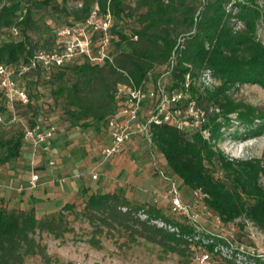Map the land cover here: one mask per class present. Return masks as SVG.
I'll return each instance as SVG.
<instances>
[{"label": "trees", "instance_id": "16d2710c", "mask_svg": "<svg viewBox=\"0 0 264 264\" xmlns=\"http://www.w3.org/2000/svg\"><path fill=\"white\" fill-rule=\"evenodd\" d=\"M75 1L77 4L71 8L66 6V0L40 1L70 17L50 28L42 18L35 17L36 1L0 0V61L9 67L28 62L39 49L54 47L55 28L84 21L95 3L100 12L108 8L112 15L111 62L91 63L79 55L53 66L48 74L37 67L20 77L29 101L15 105L30 110L28 125L39 117L23 81L27 76L35 82L44 81L54 100L61 98L62 113L70 124L88 127L93 123L105 126L116 109L114 92L119 83L132 81L144 85L168 72L169 86L175 89L183 87L186 74L194 69H208L219 81L214 90L204 91L191 85L188 91L198 105L207 108L214 102L221 108L224 121L219 122L215 116L205 125L210 126L211 136L214 139L221 136V127L229 124L226 115L232 112L247 126L256 119L260 121L259 127L248 135L264 130V111L257 113L227 93L230 86L240 82L264 86V45L254 38L259 17L255 0ZM236 22L241 27L235 29ZM12 26L17 27L16 35L10 32ZM99 36L98 32L92 35L94 49ZM0 110L6 118L2 104ZM150 136L152 145L164 155L171 175L180 178L187 189H203L209 195V207L223 220L232 221L244 215L264 229V185L260 182L264 164L259 159H230L199 130L190 132L168 123L151 125ZM22 138L20 128L5 141L0 164L19 155ZM73 206L66 203L57 212L41 218L33 208L0 206V264H26L30 256L51 264L46 245L36 235L46 232L60 236L68 231L67 213L75 212ZM122 207L126 210H121ZM138 209L119 192H92L78 214L93 226L90 242L94 245L98 243L95 234H101L103 228L106 232L121 228L129 239L139 237L155 243L176 254L179 264H192L189 243L184 238L192 228L165 216L160 207L150 206L147 210L150 215L160 216L179 229L178 233L170 232L140 220L135 215Z\"/></svg>", "mask_w": 264, "mask_h": 264}, {"label": "rangeland", "instance_id": "374dc122", "mask_svg": "<svg viewBox=\"0 0 264 264\" xmlns=\"http://www.w3.org/2000/svg\"><path fill=\"white\" fill-rule=\"evenodd\" d=\"M34 1L35 17L42 18L50 28L70 18L45 7L40 2L42 0ZM76 4L75 0H66L68 8ZM255 6L259 10V17L256 20L254 38L264 45V0H255ZM239 27L241 23L236 22L235 29ZM186 75L188 77L185 76L184 79L188 88L194 85L198 89L212 91L219 84L208 69H194L193 73ZM169 77H160L168 91L172 89L169 86ZM23 81L30 93L32 105L36 107L35 113H38V117L42 116L46 123L55 125L56 138L50 143L52 155L25 145L26 148L21 147L17 157L0 164V206L5 204L4 207L8 209H20L19 206L25 205L21 209L33 208L35 215L41 218L57 212L66 203L74 205L75 212L67 213L68 231L60 236L46 232L36 235L46 245L51 264H179L176 254L139 237L129 239L121 228L109 232L103 228L101 234H95L98 243L94 245L90 242L94 235L93 226L78 214L90 193L119 192L128 199L131 206L139 207L135 215L140 220L150 221L156 218L158 223H165V219L147 212L150 206H157L170 219L189 224L182 216L170 213L167 208L168 201L161 196L166 181L160 174L155 173L152 156L155 158L156 168L171 175L164 155L154 145L150 146L145 136L138 135L119 154L102 161L100 150L108 144L109 137L105 126L100 123H93L88 127L70 124L62 113L61 98L54 100L50 95V87L44 81L35 82L28 76ZM227 93L234 101L253 107L257 113L264 111V86L259 83H236L229 87ZM209 106V118L216 116L222 123L224 117L219 105L213 102ZM14 108L19 120L10 124L0 123V157L5 153V141L31 121L30 110L18 103ZM8 114L5 113L6 120L9 118ZM226 116L229 124L228 127H221L220 137L214 139L211 134L201 135L212 139L214 146L230 159L252 157L264 164V130L248 135L259 127L260 121L256 119L252 125L247 126L241 123L236 112ZM50 159L53 164L49 163ZM32 170L39 175L34 187L29 182ZM91 171L99 173L97 179L91 178ZM10 182L13 183L11 188L15 191L10 190V193L20 195L22 205H8L13 198L7 200L2 189ZM260 182L264 185V175H261ZM6 200L7 203H4ZM141 209L145 216L138 214H143L139 212ZM232 221L236 223L241 239L247 246L254 248V254L261 255L258 261L264 264V229L244 215ZM247 250L251 251V248ZM26 264L44 263L39 257L30 256L27 257Z\"/></svg>", "mask_w": 264, "mask_h": 264}, {"label": "built area", "instance_id": "2783aa9c", "mask_svg": "<svg viewBox=\"0 0 264 264\" xmlns=\"http://www.w3.org/2000/svg\"><path fill=\"white\" fill-rule=\"evenodd\" d=\"M111 23L110 10L107 8L100 12L95 3L84 21L62 24L55 28L57 44L54 47L37 50L28 62L17 66L9 67L0 61V104L9 113L6 120L0 110V123L10 124L19 120L14 112L15 103L26 104L29 101L20 77L32 69L39 67L44 74H48L53 66L62 65L79 55L86 57L91 63L111 62ZM10 32L16 35L17 27L12 26ZM95 32L100 36L94 49L92 35ZM166 74L168 72L161 74L156 81L144 85H136L132 81L117 85L114 92L116 109L105 122L110 142L100 150L102 161L119 154L132 136H145L151 146L150 126L153 124L168 123L182 130H199L201 134H211L205 126L209 120L210 106L205 108L198 105L197 100L189 94L186 80L183 87L168 91L160 81V77ZM54 134L55 125L43 123L42 116H39L33 125H24L23 145H30L34 150L38 148L41 153L52 155L50 143ZM152 157L155 173L166 181L161 196L168 201L167 208L170 213L185 218L192 228V232L184 236L189 243L192 264H262L258 261L261 255L254 254V248L247 246L239 236L236 223L223 220L211 210L209 195L203 189L185 188L180 178L167 175L156 168L155 158ZM49 163L53 164V160L50 159ZM90 173L92 179L98 178V172ZM38 178L37 172L32 170L30 185L36 186ZM139 212L144 211L141 209ZM138 214L145 216L144 213ZM163 222L158 223L156 218L148 221L157 227L178 233L177 226Z\"/></svg>", "mask_w": 264, "mask_h": 264}, {"label": "crops", "instance_id": "0c3cea01", "mask_svg": "<svg viewBox=\"0 0 264 264\" xmlns=\"http://www.w3.org/2000/svg\"><path fill=\"white\" fill-rule=\"evenodd\" d=\"M138 135H136V136H132L131 137V139H133V138H136ZM56 138V135L54 134V136H53V138H52V141H54V139ZM130 139V140H131ZM129 140V141H130ZM129 141H128V143H129ZM110 142V139H109V137H108V143ZM127 143V144H128ZM126 144V145H127ZM23 148H26L25 147V145H23L22 146ZM8 185H6L5 186V188L4 189H2V190H4L5 192H3L4 194H5V198L8 200V198L10 199V198H13V199H10V201L11 202H9L8 203V205H13V206H16L17 205V203H19V205H22L23 203H22V197L19 195H16L15 193H10L11 191L10 190H13L11 187H12V182H10V183H7ZM13 192H15L14 190H13ZM3 193H2V195H3ZM7 200L6 201H4V203H7ZM1 202V201H0ZM1 205V204H0ZM5 204H3V206H4ZM25 206V205H24ZM24 206H19L20 208H23Z\"/></svg>", "mask_w": 264, "mask_h": 264}]
</instances>
